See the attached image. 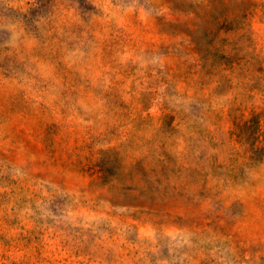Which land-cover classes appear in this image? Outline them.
<instances>
[{"label": "rangeland", "instance_id": "1", "mask_svg": "<svg viewBox=\"0 0 264 264\" xmlns=\"http://www.w3.org/2000/svg\"><path fill=\"white\" fill-rule=\"evenodd\" d=\"M0 264H264V0H0Z\"/></svg>", "mask_w": 264, "mask_h": 264}]
</instances>
